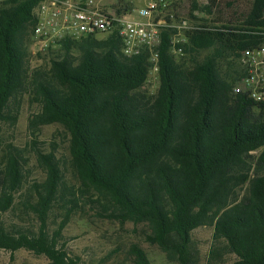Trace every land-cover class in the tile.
<instances>
[{
    "label": "trees",
    "instance_id": "trees-1",
    "mask_svg": "<svg viewBox=\"0 0 264 264\" xmlns=\"http://www.w3.org/2000/svg\"><path fill=\"white\" fill-rule=\"evenodd\" d=\"M39 1L0 2V125L15 124L22 96L31 90L41 103L31 127L60 123L67 129L77 182L67 184L54 153L39 151L46 179L24 192L23 158L9 144L0 166V247L44 254L50 264H79L58 235L73 215L89 209L121 224H144L146 241L180 264H203L192 246V232L201 226L214 227L208 264L225 253L235 255L230 264H264V104L233 93L244 75L241 51L264 42L250 32L264 27V0L241 7L244 20H230L222 26L227 31H187V41L177 46L188 59L173 52L175 30H167L154 93L143 92L149 54L124 55L116 34L62 40L61 58H53L49 70L30 72L26 40ZM208 1L203 10L209 14L224 2ZM198 8L193 1L192 18ZM17 203L37 216L38 230L5 225L4 214ZM56 206L64 219L51 234L48 219ZM129 253L132 264H153L137 243Z\"/></svg>",
    "mask_w": 264,
    "mask_h": 264
},
{
    "label": "rangeland",
    "instance_id": "rangeland-1",
    "mask_svg": "<svg viewBox=\"0 0 264 264\" xmlns=\"http://www.w3.org/2000/svg\"><path fill=\"white\" fill-rule=\"evenodd\" d=\"M3 0H0V2ZM197 1L199 8L190 16L191 5ZM221 4L213 8L211 14L203 10L208 0H179V16L191 22L207 23L209 25L239 24L244 20L242 8L249 5L251 0H223ZM234 2L228 6L227 2ZM242 7V8H241ZM32 31V30H31ZM30 31V33H31ZM107 35H98L104 38ZM80 39V38H79ZM78 39V40H79ZM26 44L28 49V64L30 72L37 70H49L53 58H61L62 51L59 45L53 52L34 53L32 50V37L28 36ZM74 58L78 53L73 51ZM185 55V54H183ZM188 59V56L185 55ZM180 58V55L177 56ZM238 62V61H237ZM159 86L156 73L150 74V79L143 92H151V87ZM32 88V87H31ZM41 109V103L30 90L22 96L18 117L15 124L0 125V166L5 161L6 149L13 144L23 158L26 180L23 191L26 192L37 182L46 179L47 172L38 158V152L54 153L65 166L67 171V184H75L77 181L73 175L71 155L69 152L70 135L67 129L60 123L42 125L39 128L31 127V119ZM23 206L17 203L14 211L4 214L3 220L8 228L13 225L31 227L38 230L40 222L37 216L30 212L24 213ZM64 219L61 207L56 206L48 219L51 234L57 232ZM147 228L144 224H134L110 220L95 216L92 210H81L71 217L65 227L60 231L58 240L61 246L67 250L69 255L77 258L79 264H132L129 249L132 244L141 245L147 252L153 264H180L179 259L173 253L164 250L158 244H152L145 239ZM192 246L199 254L203 264H208L209 254L214 243V227L201 226L192 232ZM235 260V255L225 253L218 264H230ZM0 264H50V260L44 254H36L25 248L10 251L0 247Z\"/></svg>",
    "mask_w": 264,
    "mask_h": 264
},
{
    "label": "built area",
    "instance_id": "built-area-1",
    "mask_svg": "<svg viewBox=\"0 0 264 264\" xmlns=\"http://www.w3.org/2000/svg\"><path fill=\"white\" fill-rule=\"evenodd\" d=\"M178 8L179 0H40L35 9L32 50L47 53L65 39L116 34L123 54L132 57L147 52L150 73L158 76L167 30H175L171 42L176 55L184 54L183 47L177 45L187 41V31L228 30L222 27L224 23L204 27L191 22L179 16ZM250 32L264 36V27ZM239 62L244 75L235 83L233 93L264 104V42L241 51ZM151 89L154 93L157 86Z\"/></svg>",
    "mask_w": 264,
    "mask_h": 264
}]
</instances>
